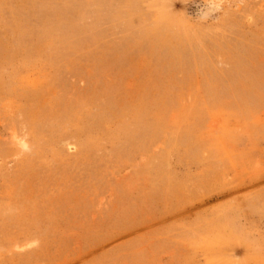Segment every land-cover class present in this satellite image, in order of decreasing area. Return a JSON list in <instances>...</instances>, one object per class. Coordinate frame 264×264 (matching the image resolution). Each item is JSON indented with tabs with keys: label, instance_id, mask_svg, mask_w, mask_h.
<instances>
[{
	"label": "rangeland",
	"instance_id": "374dc122",
	"mask_svg": "<svg viewBox=\"0 0 264 264\" xmlns=\"http://www.w3.org/2000/svg\"><path fill=\"white\" fill-rule=\"evenodd\" d=\"M0 264H264V0H0Z\"/></svg>",
	"mask_w": 264,
	"mask_h": 264
}]
</instances>
